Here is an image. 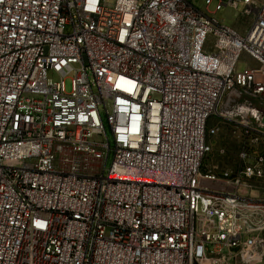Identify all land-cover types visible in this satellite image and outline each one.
<instances>
[{
    "label": "built area",
    "instance_id": "built-area-1",
    "mask_svg": "<svg viewBox=\"0 0 264 264\" xmlns=\"http://www.w3.org/2000/svg\"><path fill=\"white\" fill-rule=\"evenodd\" d=\"M213 118L234 171L202 169ZM255 181L264 0H0V264L252 262Z\"/></svg>",
    "mask_w": 264,
    "mask_h": 264
},
{
    "label": "rangeland",
    "instance_id": "rangeland-1",
    "mask_svg": "<svg viewBox=\"0 0 264 264\" xmlns=\"http://www.w3.org/2000/svg\"><path fill=\"white\" fill-rule=\"evenodd\" d=\"M218 19H222L224 24L234 27L239 31H244L249 26V18L241 14V7L231 9L224 8L216 13ZM65 87L69 89V80H65ZM210 124L217 128V131L207 138L209 151L202 162V169L213 173L223 171H234L237 168V146L238 127L227 120L213 118ZM252 196L264 202V181H255ZM264 235V233H263ZM228 264H264V257L252 262L230 259Z\"/></svg>",
    "mask_w": 264,
    "mask_h": 264
}]
</instances>
